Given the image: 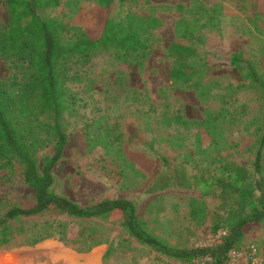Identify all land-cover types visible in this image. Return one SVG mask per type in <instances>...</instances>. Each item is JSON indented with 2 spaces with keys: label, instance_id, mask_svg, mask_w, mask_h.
<instances>
[{
  "label": "rangeland",
  "instance_id": "rangeland-1",
  "mask_svg": "<svg viewBox=\"0 0 264 264\" xmlns=\"http://www.w3.org/2000/svg\"><path fill=\"white\" fill-rule=\"evenodd\" d=\"M128 14L156 21L152 52L142 65L103 51L87 62L70 59L61 68L75 102L59 119L67 145L54 168L55 191L83 207L107 196L130 200L146 228L160 239L176 247L212 246L225 234L211 230L207 216L215 204L185 182H171L161 158L187 175L197 166L230 161L255 172L264 133V0H116L115 15ZM40 15L57 18L65 27L63 39L69 41L96 25L97 1L60 0ZM9 22L6 0H0V29ZM184 27L191 31L189 45L199 53L192 63L202 71L187 85L171 80L178 66L171 46ZM238 52L249 54L257 68L258 88L247 87L230 64ZM13 73L0 56V79L6 83ZM53 153L54 140L48 137L36 153L39 165L45 154ZM261 164L264 178V151ZM23 173L19 161L0 153V218L14 204L33 202L35 191ZM66 222L75 241L47 239L27 246L25 237L14 233L11 243L0 248V264H106L110 247L111 264H181L158 260L119 221ZM33 223L24 219L10 224L17 229ZM237 253L231 264L264 261V226L250 229Z\"/></svg>",
  "mask_w": 264,
  "mask_h": 264
},
{
  "label": "trees",
  "instance_id": "trees-1",
  "mask_svg": "<svg viewBox=\"0 0 264 264\" xmlns=\"http://www.w3.org/2000/svg\"><path fill=\"white\" fill-rule=\"evenodd\" d=\"M96 1V25L65 41L63 24L57 18L44 19L40 15L42 10L57 7L60 0H6L10 22L0 29V56L10 63L14 73L6 83L0 79V153L6 160L21 163L25 183L35 191V197L27 206L12 205L0 218V248L11 243L14 233L23 235L27 246L47 239L75 241L66 219H101L121 222L128 235L155 251L160 261L167 258L181 264H231L232 253L242 250L250 229L264 226V133L258 144L254 173L230 161L213 168L197 166L187 175L184 168L161 158L171 182H185L215 204L208 216L205 203L199 204L211 222L212 232L225 233L212 246L176 247L160 239L146 228L130 200L107 196L83 207L55 191L54 168L67 145L59 119L75 102L64 86L61 68L70 59L87 62L103 51H114L119 61L142 65L152 52L154 18L132 14L118 17L116 0ZM189 34L190 29L184 27L183 35L171 46V55L178 60L171 80L182 85L202 73L192 63L199 53L189 45ZM230 64L243 75L247 87L258 88L262 84L249 54H232ZM48 137L54 140V153L45 154L40 166L36 153ZM138 174L143 177L145 169L141 168ZM24 219L35 223L13 229L12 221ZM112 252L110 247L104 255L106 264H111Z\"/></svg>",
  "mask_w": 264,
  "mask_h": 264
},
{
  "label": "built area",
  "instance_id": "built-area-1",
  "mask_svg": "<svg viewBox=\"0 0 264 264\" xmlns=\"http://www.w3.org/2000/svg\"><path fill=\"white\" fill-rule=\"evenodd\" d=\"M234 256H236L238 253L233 252L232 253ZM252 264H264V261L261 258H253L252 259Z\"/></svg>",
  "mask_w": 264,
  "mask_h": 264
}]
</instances>
